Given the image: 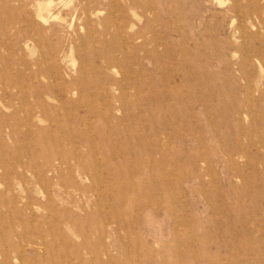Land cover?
I'll return each mask as SVG.
<instances>
[{"label":"rangeland","instance_id":"obj_1","mask_svg":"<svg viewBox=\"0 0 264 264\" xmlns=\"http://www.w3.org/2000/svg\"><path fill=\"white\" fill-rule=\"evenodd\" d=\"M0 165V264H264V0H0Z\"/></svg>","mask_w":264,"mask_h":264},{"label":"bare ground","instance_id":"obj_2","mask_svg":"<svg viewBox=\"0 0 264 264\" xmlns=\"http://www.w3.org/2000/svg\"><path fill=\"white\" fill-rule=\"evenodd\" d=\"M223 4V3H222ZM49 6V5H48ZM42 10L43 9H39V11H38V13H37V16H38V18L40 19V20H44L45 19V17L43 16V13H42ZM44 10H46V7L44 8ZM75 15V14H74ZM72 18H74V16L72 17ZM73 20V19H72ZM114 20V19H113ZM46 23V22H45ZM71 25H72V23H71ZM71 25H70V28H71ZM253 28H255V27H253ZM133 38V37H132ZM28 46V45H27ZM71 52H72V49L70 50ZM58 60V59H57ZM104 60V62H103V64H101V68H107V69H111L113 66H115V64H116V61H115V59L114 58H104L103 59ZM114 86H116L115 87V89L116 90H120V91H122V87H121V85L120 84H117V83H115L114 84ZM36 87V86H35ZM71 89L72 88H67V87H65L64 88V90L66 91V92H70L71 91ZM120 93H122V92H120ZM163 94V93H162ZM48 95V94H47ZM49 96V95H48ZM61 102H63V101H61ZM54 104V103H53ZM28 128V127H27ZM30 128V127H29ZM248 139V138H247ZM227 153V152H226ZM69 160V159H68ZM61 163H63V162H61ZM0 169L2 170V172H4V171H6L8 168H7V166L6 165H0ZM56 170H58V168H56V166H55V164H51V165H49V164H46V166H45V169L44 170H39L37 173H36V175H34V177L33 178H37L38 179V181L39 180H44L45 178H46V174L47 173H50V172H55ZM196 190V189H195ZM52 224V223H51ZM77 227V226H76ZM99 239V238H98ZM86 250V249H85ZM170 255V254H169Z\"/></svg>","mask_w":264,"mask_h":264}]
</instances>
